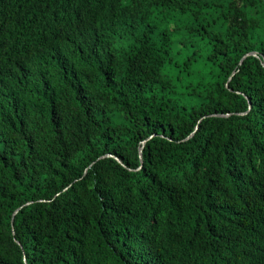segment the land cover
Listing matches in <instances>:
<instances>
[{"label": "trees", "instance_id": "1", "mask_svg": "<svg viewBox=\"0 0 264 264\" xmlns=\"http://www.w3.org/2000/svg\"><path fill=\"white\" fill-rule=\"evenodd\" d=\"M0 264H264V0H0Z\"/></svg>", "mask_w": 264, "mask_h": 264}, {"label": "water", "instance_id": "2", "mask_svg": "<svg viewBox=\"0 0 264 264\" xmlns=\"http://www.w3.org/2000/svg\"><path fill=\"white\" fill-rule=\"evenodd\" d=\"M251 55L256 56L255 53H249V54H247V55H245V56L243 57V59L241 60L240 64L243 63V61L245 60V58H247L248 56H251ZM106 157H113V156H112V155H106ZM116 159L120 162V160H119L118 158H116ZM12 222H13V221H12Z\"/></svg>", "mask_w": 264, "mask_h": 264}]
</instances>
